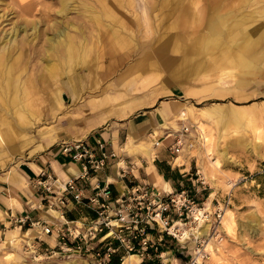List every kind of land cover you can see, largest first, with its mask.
<instances>
[{"label": "rangeland", "instance_id": "1", "mask_svg": "<svg viewBox=\"0 0 264 264\" xmlns=\"http://www.w3.org/2000/svg\"><path fill=\"white\" fill-rule=\"evenodd\" d=\"M21 1L28 2L0 0V51L2 48L8 51L9 46L15 44L8 41L15 24L24 25L27 19L35 20L36 52L27 54L16 48L11 58L22 53L16 65L19 66L17 74L24 83L33 80L39 91L29 94L26 100L35 103L36 111L30 119L28 117L33 127L27 130V137H23L25 143H21L22 139L16 141L15 151L11 146H0V183L8 184L4 178L10 175L20 178V165L36 161L61 138H69V125L79 124L88 113L91 114L89 101L112 95L113 101L92 103L96 110L101 107L109 110L120 107L129 99L151 94V97L137 100L119 115L132 117L141 112L137 109L147 105L145 111L159 113L158 108L165 102L173 106L172 112L174 105L181 107L182 112L178 108L179 114L172 115L168 122L173 128L162 127L161 130L173 133L167 140L171 143L177 134L184 138V150L180 154L191 148L192 177L198 179L195 190L189 187L191 195L201 207L222 212L220 223H216L217 232H212L203 241V255L198 256L197 264H264V50L258 49L261 53L259 63L251 52L242 61L235 57L242 42L239 31L245 26L244 19L258 14L263 18L264 7H260L264 6V0L260 3L249 0L252 1L249 7L239 8L233 5L243 3V0H70L72 10L65 19L56 15L60 7L58 0H38L35 16L22 15ZM200 9L202 16L198 26L195 20ZM227 10H232L230 17L217 18ZM113 16L117 19L113 22L114 37L109 34ZM57 20L81 28L79 38L90 50L84 55L83 66L76 67L83 84V98L72 104L67 92L64 93L67 108L53 116L49 97L59 77L49 80L45 72L48 63L50 67L54 65V71L62 66L57 56L47 58L42 46L47 44L44 42L46 35L49 37L55 32ZM32 25L28 23L27 32L20 31L18 38L27 34L32 38L35 32ZM49 25L53 29L50 30ZM69 31L75 34V31ZM211 31L215 32L214 38L208 44L213 36ZM44 59L48 60L43 62ZM45 78H48L47 83ZM129 84L127 92L125 86ZM104 114L110 124L121 126L123 121L117 115ZM187 126L189 132L184 136L181 130ZM161 130L154 138L150 135L154 132L152 129L143 136V143L160 137L163 140ZM173 146L174 143L171 150L168 148L169 153L174 152ZM8 187L0 185V194L6 195ZM176 190H180V186ZM1 210L0 218H5ZM227 210L230 212L228 223L232 224L230 230L222 223ZM180 223L182 225L177 224L175 228L176 233L187 230L184 223ZM8 230L0 233V264H89L78 256L51 257L42 251L35 253L34 238L31 245L26 237L10 240L6 235ZM183 241H186L184 248H180L175 240L164 248L168 252L164 255L168 254L171 259L169 264H191L196 244L191 237ZM138 257V264L148 263L141 262Z\"/></svg>", "mask_w": 264, "mask_h": 264}, {"label": "built area", "instance_id": "2", "mask_svg": "<svg viewBox=\"0 0 264 264\" xmlns=\"http://www.w3.org/2000/svg\"><path fill=\"white\" fill-rule=\"evenodd\" d=\"M188 132V126L181 130L184 135ZM184 143V138L177 134L174 137V153L179 154ZM59 146L62 155L78 164V174L59 182L57 189L54 184L58 177L42 169L36 184L46 195L53 196L54 200H48L47 207L60 213L65 227L31 221L29 216L18 219L23 225L30 221L32 226H40L43 233L56 237V244L46 250V255L78 256L89 264H112L114 261L122 263L126 256L137 254L141 262L164 264L163 256L168 253L164 248L170 241L175 240L180 248L185 247L186 241L181 240L184 234L170 230L180 221L196 244L190 262L197 264L198 256L203 255L204 239L217 232L216 223H220L221 210L211 212L205 206L201 207L187 189L160 191L153 184L134 180H130L122 193L114 195L110 183L107 180L102 183L97 178V174L107 166L108 158L115 156L106 150L105 142L97 140L92 144L85 139H76L62 141ZM120 169L119 175L125 178L129 172L124 167ZM88 189H91L90 193H87ZM69 204L84 205L95 216L85 222L69 220ZM199 222L211 224L209 235L198 237L193 233V226ZM34 239L40 242L38 237ZM33 248L35 253L41 251L39 244H34Z\"/></svg>", "mask_w": 264, "mask_h": 264}, {"label": "crops", "instance_id": "3", "mask_svg": "<svg viewBox=\"0 0 264 264\" xmlns=\"http://www.w3.org/2000/svg\"><path fill=\"white\" fill-rule=\"evenodd\" d=\"M81 82L80 78V84ZM81 86L82 91H84L83 84ZM129 86L131 85L125 86L127 92ZM145 97H151V94L150 96L129 99L124 104H120V107H111L109 110L106 107L96 110L91 105L102 101H113L112 95L103 96L101 100L89 101V109L92 110L91 114L88 113L81 123L69 125V134L71 133L69 138H61L60 142L44 151V154L42 153L36 161L20 165L18 172L20 178L11 175L9 178L5 177L4 179L8 180V184L1 182L0 185L5 188L9 185V187L6 195L5 193L0 194V197L5 198V200L3 198L0 199V208L3 209L1 210L3 216H6L5 218H0V233L4 234L5 231L12 228L6 234L9 236L8 239L12 240L19 236H21V239L22 237L27 238L28 231L34 230L36 232L34 238L38 237L40 239V242L34 239V244L36 242L41 245V251L44 254L46 250L56 244L57 239L54 235L43 233L41 227L32 226L30 221L23 225L18 222V219L29 216L31 221H45L49 224H59L61 228L65 227L60 213L47 208L48 200H54L53 196L46 195L43 191L40 192L41 188L37 184H34V186L32 184L36 183L40 178L39 173L42 169L58 177L59 180L54 184L57 189L59 188V182L66 181L71 176L78 174L80 170L78 164L70 161L59 151V144L62 141L85 139L92 144H95L97 140L105 142L106 150L109 153H114L115 156L108 158L107 166L97 174V178L102 183L107 180L113 189L114 195L122 193L127 184L130 183V180L153 184L160 191L175 192L178 186H180V190L187 189L190 193L192 190L189 187H193V190H195L198 179L192 177L193 160L190 159L191 156L189 155L191 148L186 149L183 154H176L173 151L169 153L168 148L171 150L174 137L171 139L172 143L167 140L173 133L166 131V129L161 130L162 127L173 128V125H168V122L172 115H178L179 111L182 112L181 107L174 105L175 110L172 112L173 106L170 102H165L158 108L159 113L151 114L149 111H145V108L149 106L147 105L137 109L141 112L132 117L119 115L122 110H126L137 100ZM105 112L117 115L116 117L123 121L120 123L121 126L110 124L107 120V115L104 114ZM152 129L154 132L150 134L151 136L156 138L155 134L161 130L164 139L161 140L160 137L159 140H150L143 143V136L150 133ZM120 167H124L129 172L125 178L119 175L121 174ZM90 192L91 189H88L87 193ZM68 209L67 218L69 220L85 222L95 216L93 211L81 204H69Z\"/></svg>", "mask_w": 264, "mask_h": 264}, {"label": "bare ground", "instance_id": "4", "mask_svg": "<svg viewBox=\"0 0 264 264\" xmlns=\"http://www.w3.org/2000/svg\"><path fill=\"white\" fill-rule=\"evenodd\" d=\"M69 1L70 0H58V4L60 7L58 10H56L57 16H61V18L65 19L69 10H72L70 8ZM23 2L24 1H21L19 4V6L21 8L20 12H22V15H24V16L25 15H34L35 16L36 13H34V10L36 9L38 0H28V2H25V3H23ZM110 2H112V1H110ZM242 2L243 3H238L236 5L234 4L233 6L236 8L243 7V6L249 7L252 4L251 3L252 1H249V0H243ZM256 2L260 3L261 0L260 1L255 0V2H253V3H256ZM111 4H113V3H111ZM214 4H217L216 1ZM221 4H224V3H221ZM113 7H115V5ZM263 7L264 6H262L260 8H263ZM42 11H44V10H42ZM231 12H232V10H227L226 14L220 15L217 18L218 19L219 18L225 19L226 16L230 17ZM201 13H202V10L200 9L199 10L200 18H199V16L197 17V19L195 18L196 19L195 22L198 23V26L200 25L199 24L200 22H198V21L201 19V16H202ZM47 16H45V17H47ZM237 17L238 16H236V18ZM34 21L35 20L32 21V20L27 19L26 24H24L25 26L15 24L13 26L12 32H10L11 37L8 38V41H13L15 44L12 46L11 45L9 46L10 51L9 50L6 51V50H4V48H2V50L0 51V146H2V145H5L7 147L11 146V148H14V151L17 150L16 144H18L15 142L16 141L20 142L19 139H22L21 143L24 144L26 138L24 139L23 137H27V130L32 129V127H33L32 123L29 122V119L31 116H33L35 114V111H36V110L34 111V104L35 103L34 102L32 103V100H30V102H26V100L28 99L29 94H33V93L38 94L39 88L36 86V83L33 82V80L32 81L30 80L29 83H24V81L20 80V77L17 74L16 68L19 66L16 67V65L19 64L22 53H20L18 56L14 57V58H11V56L13 55L12 51H15L16 48H20L22 50L21 52H27V54H30L31 51H33L34 53L36 52V46H35L34 41L37 37V27H36V23H34ZM111 21H112V24L109 27L110 28L109 34L112 37H114V34H116V33H114L115 29H114L113 22L114 21L117 22V19H115V17L113 16V17H111ZM62 22H63V20L62 21L57 20L54 23L55 32L53 33V35H51L49 37H47V35H46V40L44 42H46L47 44H46V46H44V45L42 46V50L46 53L47 58L52 57L53 55L57 56L58 63L62 66L61 69L58 66V71H54V69L52 68L54 65H52V67H50V65H49L50 63L47 62L48 63L47 66H49V67H47V71L45 72V77L46 76L49 77V80L52 78L56 79L59 77L57 85L55 88H53V90L51 91L50 97H49V99L51 101V110H52L51 114L53 116L57 115V113L60 111H64L65 107L67 106L65 99H64V93L67 92L68 97L70 98L69 101H71L72 104L78 103L83 98V92L84 91H82V86L80 84V76L77 75V68L76 67L77 66L80 67V65L83 63V61L85 59L84 55L85 54L87 55L88 51L90 50V49H87L86 45L84 43H82V40L79 38V36H81V28H79L76 24H75V26H73V23H70V22H67V25H64V23H62ZM244 22H245V26L242 28V31H239L240 32L239 34L242 35V39H241L242 42H241L240 46H238L237 50L239 52H238V54L235 55L236 60H238V61L245 60V58H248L247 53L251 52L254 54L255 60H257V62H258L259 61L258 57L261 54L260 51L264 50V17L262 18L259 14L253 15V16L251 15L250 17H247L246 19H244ZM28 23L33 24L31 28H33L32 31L35 30V32L32 33V38H29V36L31 34L29 36L27 34L26 36L23 35L19 39L18 35H19L20 31L27 32L26 26H28ZM232 26L233 25L230 26L231 29H232ZM48 28L50 30L53 29V28H51L50 25L48 26ZM69 30L75 31V34L77 35V37L74 36L75 34L74 35L70 34ZM45 33H46V31L43 32L44 35H45ZM211 33L213 34L215 32L211 31ZM38 35H40V34H38ZM213 38H214V34L211 38H209L210 41H208V44L211 43V40ZM109 46H111V45H109ZM109 48H112V47H109ZM258 49H260V51ZM235 53H237V52H235ZM41 57H42V55H41ZM208 58H210V57L208 56ZM8 60H9V63H8ZM47 60L44 59L43 62L47 61ZM82 66H83V64H82ZM255 66H257V65H254V67ZM61 77H63V78L60 79ZM46 80H48V78H45V81ZM46 83H47V81H46ZM46 85H48V84H46ZM44 87H45V84H44ZM35 100H37V99H35ZM38 102H40V101H38ZM91 106H93V105H91ZM9 115L11 117H9ZM28 117H29V119H28ZM25 129H26V131H25ZM26 141H28V140H26ZM201 211H202V209L199 210V212H201ZM229 213H230L229 210H227L226 214L224 215V217L222 219V223L225 226L224 228H226L227 230H230L232 228V224L228 223ZM198 215L199 214L197 213V216ZM177 224H181V223L178 221L170 229L174 233H176L175 228H176ZM210 226H211L210 223L199 222L197 225L193 226L192 230L196 236L200 237L201 235H207ZM35 227L40 228V226H38V225H35ZM180 234H184L183 237L181 238V240L182 239L183 240H190L189 230H186L184 232H180ZM35 235H36V232L34 230L28 231L26 241H27V243H29V245H31L32 240H33ZM167 255L168 254L163 256L164 257L163 261L165 263L169 264V263H171V259L168 258ZM138 262H139L138 255L137 254H130L122 262V264H138Z\"/></svg>", "mask_w": 264, "mask_h": 264}, {"label": "trees", "instance_id": "5", "mask_svg": "<svg viewBox=\"0 0 264 264\" xmlns=\"http://www.w3.org/2000/svg\"><path fill=\"white\" fill-rule=\"evenodd\" d=\"M112 264H121L120 262L114 261ZM147 264H152L150 262H148Z\"/></svg>", "mask_w": 264, "mask_h": 264}]
</instances>
